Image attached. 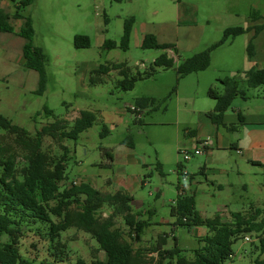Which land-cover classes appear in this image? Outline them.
<instances>
[{
    "label": "rangeland",
    "instance_id": "1",
    "mask_svg": "<svg viewBox=\"0 0 264 264\" xmlns=\"http://www.w3.org/2000/svg\"><path fill=\"white\" fill-rule=\"evenodd\" d=\"M3 3L5 11L13 15L16 5L11 0H3ZM254 14L261 19L253 22ZM24 16L32 19L34 45L42 48L48 56L45 67L48 82L45 95L39 97L20 87L18 73L10 74L0 66V114L9 117L13 124L35 135L42 123L45 125L56 119H64L73 110L117 112L119 109L125 110L126 105L134 106L139 98L156 100L155 108L143 110L139 124H135V117L130 114L126 116L123 126L110 131V135L104 138L101 133L106 125L98 122L82 133L76 144L69 140L58 143L46 137L42 147L52 159L64 154L63 146L67 145L73 152L67 160L68 179L61 184L62 190L79 178L104 187L107 179L113 177V172L100 166L103 161L102 149L110 150L117 162H121L124 158L121 155L128 154L121 149V145L131 135L135 143V150L131 153L136 160L128 166L121 164L123 162L118 163L114 170L117 173L125 169L127 177L137 176L146 182L144 186L137 185L132 193L135 202L131 207L133 213L149 225L136 241L130 238L121 217L116 218L115 222L116 228L125 234V239L135 250L146 249L150 258H156L157 255L151 256L152 250L163 236H167L166 249H172L177 241L178 247L189 259L193 258V251L202 247L200 240L209 234V230L205 227L191 230L174 228V219L170 215L171 205L178 196V187L188 185L191 178L198 182L194 189L196 208L204 218L213 219L222 214L223 220L228 222L233 213L249 216L253 208L263 207L264 174L251 165L241 163V157L230 148L217 154L221 156L217 159V169L228 172L223 190L206 182L205 175L207 178L214 175V171L203 170L206 152L201 156H191L186 162L179 151L188 149L193 152L197 147L203 152L201 144H197L188 134L193 130L202 131L205 135L202 141H209L207 137L212 134L202 127V120L216 106L209 96L210 89L223 94L224 86L220 80L245 70L247 63L251 67L264 68V32L254 41L255 56L252 60L247 56V46L252 37L243 35L213 51L207 70L179 79L175 69L156 68L153 76L137 82L129 92L117 87L120 80L117 72L103 76V85H90L88 71L101 65L126 64L131 75L145 74L162 54H168L178 64L179 59L190 58L221 41L228 28L262 24L264 0H36L26 9ZM129 18L135 19V29L140 39L144 34L154 35L159 43L171 44L175 49H143L137 45L136 35L128 51L106 49L104 45L108 41L120 43L124 22ZM14 26L17 27L18 23L14 22ZM76 36L88 37L90 48L76 49ZM14 48L21 53L20 45L14 44ZM243 90L246 106L264 120V87ZM243 102L244 99L239 96L231 109L242 107ZM44 107L53 112V117L45 116ZM37 113H41V116L35 122L33 117ZM219 132L226 137L231 134L222 127ZM158 163L161 172L156 170ZM180 163L182 169L178 174ZM237 164L240 165L241 175H238ZM183 172L187 173L186 177ZM111 212V209L104 207L98 216L106 218ZM52 220L59 221L55 217ZM47 232V226L38 223L17 235L19 252L25 260L34 264H77L78 261L89 264L95 258L106 260L97 242L77 229L61 234L58 242L63 246L60 249L63 261L57 260L51 255L52 242ZM245 236L249 241L240 238L234 243L233 257L224 264H255L263 258L258 235L252 233ZM7 242L8 236L0 237V245Z\"/></svg>",
    "mask_w": 264,
    "mask_h": 264
},
{
    "label": "trees",
    "instance_id": "2",
    "mask_svg": "<svg viewBox=\"0 0 264 264\" xmlns=\"http://www.w3.org/2000/svg\"><path fill=\"white\" fill-rule=\"evenodd\" d=\"M35 1L11 0L16 5L13 15L7 13L0 5V32L14 34L11 20H23L17 35L25 40L23 56L26 60V68L35 70L39 74V85L35 94L42 96L47 89L48 78L45 67L48 56L42 48L34 45L35 32L32 19L24 16L26 9ZM112 1L121 2L122 0ZM260 19L255 14L252 16L253 22ZM134 24V18L125 20L120 43L108 41L104 47L108 50L119 48L128 51ZM263 31L264 21L259 25L252 24L248 28H228L224 31L221 41L190 58L181 61L179 59L178 64L168 54H162L155 59L153 67L145 74L131 75L126 64L101 65L91 73L89 82L90 85H103L105 83L103 76L114 71L120 77L117 87L123 92H129L134 89L137 82L153 76L156 68L175 69L179 79H184L193 73L207 70L213 51L249 32H253V38L247 46V56L249 60H252L255 56L254 41ZM74 47L76 49L90 48L89 38L76 36ZM142 48L170 51L174 50L175 46L161 44L154 35L148 34L143 40ZM220 82L224 86L223 94L213 89L209 90V96L216 102V106L207 116L218 128H227L224 124L225 113L232 107L236 98L240 96L246 99L244 88L264 87V69L251 67L246 71H238L234 76ZM155 103L156 100L153 98H139L134 107L143 111L148 107L155 108ZM43 111L46 117H53V112L48 108L44 107ZM39 116L41 113H37L33 120L35 121ZM97 122L98 119L94 113L82 111L80 117L72 124L56 119L43 126L35 135H31L23 127L13 124L11 120L0 115V237L6 235L9 238V242L0 245V264H34L21 256L17 235L38 223L47 226V235L52 242L51 255L61 261H63L61 257L63 252L60 249L63 246L58 239L61 234L70 229H77L90 235L99 245V250L106 255V260L95 258L89 264H224L233 257L232 245L240 238H248L245 235L252 233L258 235L259 249L263 255V258L257 260L255 264H264V204L262 208H253L249 216H245L244 213H233L231 221L228 222H225L220 215L207 219L197 211L195 196L186 194L184 188L178 187L177 199L170 208V215L174 219L173 227H183L188 230L205 227L209 230V234L201 238L202 247L193 251L191 259L183 254L184 251L178 247L177 241L172 249H165L167 236H163L152 250L157 257L150 258L146 249L135 250L125 239V234L116 228L115 220L121 217L130 238L138 241L140 234L149 225L139 220V216L133 213L132 196L124 192L104 193L88 183L74 182L70 187L62 190L61 184L68 179L66 165L69 149L63 146L64 154L60 158L52 159L42 149L44 139L49 137L58 143L69 140L76 144L79 136ZM108 132L107 127H103L101 137H106ZM123 144L133 147L131 135L127 136ZM102 150L103 159L109 163L106 167L111 169L112 152L107 149ZM177 169L180 174L181 163ZM156 170L161 172L159 163ZM51 203L55 205L52 206ZM104 207L112 210L106 218L98 216ZM52 217L59 221L54 222ZM77 264L85 263L78 261Z\"/></svg>",
    "mask_w": 264,
    "mask_h": 264
},
{
    "label": "crops",
    "instance_id": "3",
    "mask_svg": "<svg viewBox=\"0 0 264 264\" xmlns=\"http://www.w3.org/2000/svg\"><path fill=\"white\" fill-rule=\"evenodd\" d=\"M0 5H1V8L4 9L3 0H0ZM14 22L18 23L17 27L14 26ZM11 24L14 27V34L0 32V66H2L4 71L9 72L10 74L18 73L17 76L19 77L18 82L20 84V87L23 90L28 91L29 93H35L39 85V74L35 70H30L26 68V60L23 56V46L25 44V40L17 35L23 25V20L12 19ZM263 32L261 34H263ZM134 35L137 36V45L142 47L143 40L145 36L148 34H144L142 38L140 39L138 37L137 30L135 29V24H134L129 47L131 46ZM246 35H251L250 38L251 37L253 38V32H249ZM260 35L258 37H260ZM14 44H18L21 46V53H19V51L16 48H14ZM170 56L172 57L173 54H171ZM247 65L248 66L244 67L245 71L251 68L250 63L249 64L247 63ZM98 68L99 67H91L89 69L88 71L89 81H90L91 73L94 70H97ZM20 69L22 70L21 72H20ZM258 69H264V68L258 67ZM44 95L45 93L39 97H43ZM245 101L246 100L244 99L243 105L241 104L242 107L235 108V109H231L232 108L231 107L224 115V124L227 127L224 129L228 133H231V134H228L229 135L228 137L224 136L223 134H220L219 128L212 123V121L208 118V116H206L205 120H202L203 122L202 127H205L206 129L211 131L212 135L211 136L208 135L207 137L209 141H206V142L202 141L201 138L205 137V135L200 130L197 131L198 133L195 132L194 130L188 133L189 135L193 136L195 141H197V144L198 143L201 144V148L203 149V152L201 155H203V153L206 152L207 157H206L205 167L203 170L205 172L207 170L214 171V175L211 178H207L205 175L206 182L207 183L210 182L212 186L218 187V190H223L224 187L226 186L227 180H226L225 174H227L228 176V172H223L217 169L219 167V165L217 164L218 163L217 159L219 157L221 158V156L217 154L221 153V151L226 152L228 148H230L238 156L241 157V161H242L241 163H246L247 165H251L252 167L256 169H259L260 172L264 174V120L259 119L258 118L259 116L255 114L254 112H252L250 108L246 106L247 102ZM10 105L12 106V104ZM81 112L82 111L76 112L73 110L71 114H68L66 118L61 119V120H65L69 122L70 124H72L77 118L80 117ZM90 112L94 113L97 116L98 122L106 125L107 129L109 130L108 135H110V131H115L120 126L124 125L126 116H129L131 114V116L135 117V124H139L138 121H141L142 119L141 115L144 114L143 111H140L139 109H135L133 105H126L125 110L119 109L117 110V112H109V111H102V112L101 111H90ZM6 118H9V117H6ZM49 123L50 122H47L45 125ZM45 125L42 123V127ZM108 126L110 127V129L108 128ZM129 133L131 132L129 131ZM66 147L68 148L67 145ZM68 149H69L68 156H71L73 152L72 150H70V148ZM121 149H123L125 152L128 153V154L121 155V156H124V158L121 160V162L123 163L117 162L115 156L112 153L113 162H112L111 169L106 167V165H108L109 163L108 161L104 159L102 161V164L100 165L101 167H106L109 171L113 172V177L111 179L109 178L107 179L104 187H97L96 185L82 178H79L77 181H74V182L76 184H78L77 182H79V184L80 183L91 184L93 187H95L96 189H99L100 191L104 193L114 194L117 192H124L132 196V193L136 189L137 185L140 184L144 186L146 182H144L141 178L137 176H135L134 178L127 177L125 169L117 173L115 172L114 169L118 163L124 164V166H128L134 160H136L134 157V154L131 153V151L135 150V143H133V147L122 144ZM195 150H200V149L196 147L194 151ZM201 155H198V156H201ZM237 166H238V175H241L242 171H241L240 165L237 164ZM197 184L198 182L192 178L188 185L180 186V187L184 188V192L186 194L195 196L194 189L196 188ZM195 199H196V196H195ZM134 202H135V199H134ZM196 205H197V202H196ZM224 212L226 214L227 210H225ZM220 216H222V214ZM138 219L141 220L140 217H138ZM168 224H171V223H168ZM155 255H156L155 253L151 254V256H155Z\"/></svg>",
    "mask_w": 264,
    "mask_h": 264
},
{
    "label": "built area",
    "instance_id": "4",
    "mask_svg": "<svg viewBox=\"0 0 264 264\" xmlns=\"http://www.w3.org/2000/svg\"><path fill=\"white\" fill-rule=\"evenodd\" d=\"M180 154H182L184 160L187 162L189 161L190 157L191 156H198V155H201L202 154V151L201 150H195L193 152H190L188 149H180ZM184 177L187 176V173L186 172H183L182 173ZM246 241H249V238H246L245 239Z\"/></svg>",
    "mask_w": 264,
    "mask_h": 264
}]
</instances>
